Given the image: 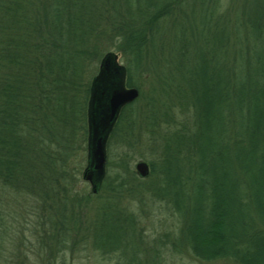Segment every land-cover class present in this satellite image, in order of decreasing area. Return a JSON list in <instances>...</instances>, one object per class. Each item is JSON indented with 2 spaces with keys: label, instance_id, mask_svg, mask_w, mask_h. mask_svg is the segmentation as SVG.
Here are the masks:
<instances>
[{
  "label": "trees",
  "instance_id": "trees-1",
  "mask_svg": "<svg viewBox=\"0 0 264 264\" xmlns=\"http://www.w3.org/2000/svg\"><path fill=\"white\" fill-rule=\"evenodd\" d=\"M247 2L231 26L219 0H0V187L42 198L53 233L65 231L77 146L88 155L99 71L89 64L116 50L126 85L140 89L134 72L149 55L160 69L154 90L168 101L147 112L151 124L170 126L176 107L188 114L183 130L164 136L161 161L149 164L163 182L153 194L182 221L200 260L264 264V5ZM138 100L121 111L109 150L129 112L141 110ZM116 181L104 178L99 195L118 197L128 182ZM97 233L119 248L110 241L121 229Z\"/></svg>",
  "mask_w": 264,
  "mask_h": 264
},
{
  "label": "rangeland",
  "instance_id": "rangeland-1",
  "mask_svg": "<svg viewBox=\"0 0 264 264\" xmlns=\"http://www.w3.org/2000/svg\"><path fill=\"white\" fill-rule=\"evenodd\" d=\"M246 2L250 7L264 5V0H219L220 11L230 13L231 26L234 17L242 15ZM113 52L118 53L116 50ZM118 54L120 63L126 66L122 53ZM99 61L89 64L90 69L95 65L93 71L98 69ZM151 66L152 58L148 55L134 72V81L140 87V98L136 100L139 99L141 110L129 112L123 122L122 137H115L107 154L105 178L116 185V179L126 177V187L131 193L124 188L118 197L111 200L114 207L105 216L101 215L102 206L111 202L108 200L111 194L104 190L100 195V190L94 193L90 183L83 180L88 155L86 150H79L80 146H77V157L72 162L73 168L77 165L79 181L72 183L76 193L75 197H69L66 230L61 234L53 233L48 219V213L52 211L42 198L19 195L16 199L13 193L8 196V188L0 187V264H231L227 260L203 261L197 258L184 240L182 221L153 194L160 193V186L163 187L161 178H157V173L145 178L136 173L138 162L151 164L159 161L164 136L170 130H183L188 120H185L188 114L183 110L181 113L176 107L172 109L176 118L170 126L151 124L147 112L152 113L158 106L168 103L166 97L154 90L160 85L155 79V69H160L156 67L153 70ZM152 99L156 104L151 106ZM124 159L129 161L130 171L122 165ZM152 180L153 186L149 188L147 185ZM141 195L142 199L139 198ZM117 210L123 215L116 213ZM124 216L129 220L122 219L118 224L116 219ZM117 229H121V235L110 243L118 249H109V245L105 246L101 237L96 236L99 230L102 233L97 234L103 235Z\"/></svg>",
  "mask_w": 264,
  "mask_h": 264
},
{
  "label": "water",
  "instance_id": "water-1",
  "mask_svg": "<svg viewBox=\"0 0 264 264\" xmlns=\"http://www.w3.org/2000/svg\"><path fill=\"white\" fill-rule=\"evenodd\" d=\"M119 59L118 53H106L100 62L98 74L93 79L88 112V163L82 177L90 183L94 193L98 192L105 177L109 136L122 109L140 95L138 88L126 85V67ZM136 171L143 178L149 176V164L145 161L138 162Z\"/></svg>",
  "mask_w": 264,
  "mask_h": 264
}]
</instances>
